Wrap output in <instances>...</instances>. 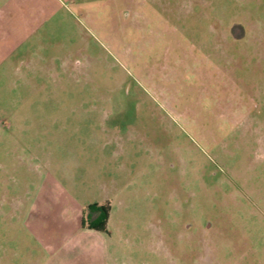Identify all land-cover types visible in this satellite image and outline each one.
<instances>
[{
    "label": "rangeland",
    "instance_id": "1",
    "mask_svg": "<svg viewBox=\"0 0 264 264\" xmlns=\"http://www.w3.org/2000/svg\"><path fill=\"white\" fill-rule=\"evenodd\" d=\"M46 164L115 179L121 264H264V0H0V232Z\"/></svg>",
    "mask_w": 264,
    "mask_h": 264
},
{
    "label": "crops",
    "instance_id": "2",
    "mask_svg": "<svg viewBox=\"0 0 264 264\" xmlns=\"http://www.w3.org/2000/svg\"><path fill=\"white\" fill-rule=\"evenodd\" d=\"M103 172L98 166L37 167L32 188L35 196L43 189L50 190L55 227L40 232H0V264H121L123 248L117 237L121 235V221L112 205L113 200L121 202L116 199L121 188L115 179L100 176ZM93 204L110 208L104 230L83 224L85 209ZM125 223L129 224L127 220Z\"/></svg>",
    "mask_w": 264,
    "mask_h": 264
},
{
    "label": "trees",
    "instance_id": "3",
    "mask_svg": "<svg viewBox=\"0 0 264 264\" xmlns=\"http://www.w3.org/2000/svg\"><path fill=\"white\" fill-rule=\"evenodd\" d=\"M110 208L108 205H90L85 209V217L83 218V224L86 222L89 226L98 229H106L107 221L109 218Z\"/></svg>",
    "mask_w": 264,
    "mask_h": 264
}]
</instances>
